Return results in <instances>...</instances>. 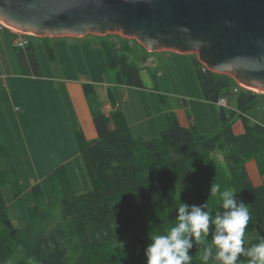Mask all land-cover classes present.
<instances>
[{
	"label": "trees",
	"instance_id": "trees-1",
	"mask_svg": "<svg viewBox=\"0 0 264 264\" xmlns=\"http://www.w3.org/2000/svg\"><path fill=\"white\" fill-rule=\"evenodd\" d=\"M27 36L22 45H15L16 59L22 74L39 76L42 70L33 49L34 35ZM95 36L114 83L143 87L140 62H146L151 52L137 54L128 40L117 44L106 35ZM41 37L49 58L54 59L49 37ZM191 62L205 100L217 102L233 92L237 83L230 75L207 68L194 53ZM148 73L156 81V71L148 68ZM82 88L90 98L97 131L91 140L75 131L91 183L89 191L75 194L65 167L57 166L48 174L53 200L44 201L40 185L33 184L30 222L15 226L1 188L8 185L17 197L20 186L8 151L0 143V264H146L149 234L163 233L174 225L181 202L207 201L209 208H219V199L209 195L212 182L220 183L222 190H234L247 203L249 246L264 237V184H253L245 169L246 161L255 158L264 173V125L246 115L264 93L245 88L235 92V108L219 107V128L210 135L200 133L193 123L182 126L159 94L167 124L159 136L145 140L132 136L110 90L112 107L103 110L93 85L84 82ZM237 119L243 124L241 133L232 129ZM214 151L221 152L224 166L212 156ZM126 233L132 240L130 247L99 251ZM201 253V246L191 250L192 264H202ZM241 264H247V258L242 257Z\"/></svg>",
	"mask_w": 264,
	"mask_h": 264
},
{
	"label": "crops",
	"instance_id": "crops-1",
	"mask_svg": "<svg viewBox=\"0 0 264 264\" xmlns=\"http://www.w3.org/2000/svg\"><path fill=\"white\" fill-rule=\"evenodd\" d=\"M0 31L3 32L0 34V44L6 51L11 45L15 49L18 40L24 43L28 37H15L9 28ZM51 39L57 56L51 63L42 61L41 75L22 74L12 51V58L5 59L7 68L0 65V143L8 151L19 186L25 185V180L27 190L35 183L44 186L48 174L63 165L73 192L79 194L89 191L91 183L75 131H82L88 140L97 136L90 98L85 95L82 83L93 85L103 110L104 105L112 107L110 90L121 107L133 137L147 140L159 136L167 124L165 111L155 91L114 83L94 34L51 36ZM187 55L157 50L149 53L142 65L147 73L148 68L161 65L173 88L179 86L187 90L186 97L182 96L180 102H174L171 109L182 126L193 123L200 133L210 135L219 128L220 105L203 98ZM163 59L165 62H162ZM149 76L148 73V84ZM228 105L225 98V108H235V104L231 107ZM246 115L264 125V121L256 116L248 112ZM238 121L240 119L232 125L235 133L243 131V124ZM245 169L253 184H264V173L259 170L255 158L246 161ZM24 193L25 187L20 195ZM4 199L8 210V201ZM8 213L13 222L14 217L9 210Z\"/></svg>",
	"mask_w": 264,
	"mask_h": 264
},
{
	"label": "water",
	"instance_id": "water-1",
	"mask_svg": "<svg viewBox=\"0 0 264 264\" xmlns=\"http://www.w3.org/2000/svg\"><path fill=\"white\" fill-rule=\"evenodd\" d=\"M0 22L36 36L119 33L148 51L194 53L264 93V0H0Z\"/></svg>",
	"mask_w": 264,
	"mask_h": 264
},
{
	"label": "clouds",
	"instance_id": "clouds-1",
	"mask_svg": "<svg viewBox=\"0 0 264 264\" xmlns=\"http://www.w3.org/2000/svg\"><path fill=\"white\" fill-rule=\"evenodd\" d=\"M236 194L212 182L209 195L219 199L218 209L209 208L207 201L198 205L181 202L175 224L163 233L149 234L146 264H192L190 252L195 246L202 248V264H241L242 257L247 264H264V237L249 246L250 211Z\"/></svg>",
	"mask_w": 264,
	"mask_h": 264
},
{
	"label": "rangeland",
	"instance_id": "rangeland-1",
	"mask_svg": "<svg viewBox=\"0 0 264 264\" xmlns=\"http://www.w3.org/2000/svg\"><path fill=\"white\" fill-rule=\"evenodd\" d=\"M5 27H7V26H5ZM7 28H9V27H7ZM9 29L12 30V32L15 34V37H22L23 38L24 36H27L26 33L17 31V30L12 29V28H9ZM2 33L3 32L0 31V34H2ZM88 35L92 36L93 34L92 35L88 34ZM95 35L98 36L100 34H95ZM104 35H106L105 38L115 39V42L117 44H121L122 42H124V40H128L127 41L128 46L129 45L132 46L135 49L133 52H135L137 54H142V53H144L145 50H147L136 38L125 37L119 33H106ZM3 36H7V35L3 34ZM34 36H36V35H34ZM65 36H67V35H65ZM48 37L49 38L47 39V41L49 42V44L51 45V47L53 49V53L55 56L54 59L49 58L47 51H46V48H45L44 39L41 36L32 37L33 49H34L36 58L40 64V66H42V61L47 60L49 63H51L53 60L56 59V56H57L55 47L53 45V40L51 39L50 36H48ZM76 40H78V39H76ZM11 51H12V53L16 54V51L12 45H11V47L9 46L8 51H6L5 48H3L0 44V65H2L4 69L7 68L5 59L7 57L12 58L10 55ZM150 52H154V51H150ZM187 54H188L187 56L191 62V54L192 53H187ZM131 57L136 58L134 56H131ZM162 62H165V59H163ZM140 64H142V62H140ZM191 66L193 69L192 62H191ZM152 69L155 70L157 73L156 81L152 77L149 76L150 83L148 84V81L146 78L148 73H147L146 69L144 68L141 70V78L143 80L144 86L141 88L136 87V89L147 88V89H151V90L155 91L157 93V96L159 98V102L162 105V107H164V104L161 102L159 94H162L165 97V99H166L165 103L168 105V107L173 106L174 102H180L182 96L186 97L185 93H187V90H184L183 88L180 89V88H178L179 86L177 88H173L171 83L169 82V77L167 76L166 72H164V68L161 65L155 66ZM193 75L196 79L194 69H193ZM196 82H197V79H196ZM197 84H198V82H197ZM198 86H199V84H198ZM244 88L249 89V90H253V89L248 88V87H244ZM253 91H255L256 93H261L257 90H253ZM236 96H237V93L232 92V91H230L229 93L224 95V97L226 98V100L229 104L228 107H231L230 105H234V104L236 106V101H237ZM124 101H125V97H124ZM247 112L249 113V115L256 116L260 120L264 121V98H261L257 102V104L255 106H253L252 108H250L249 110H247ZM238 122H240V121H238ZM156 137H154V138H156ZM148 139H153V138H148ZM212 156L215 158L217 163L224 166V160H223L221 152L214 151V152H212ZM26 181L27 180H25V185H23L25 187V193L22 195L19 194L20 196L19 195L17 196L18 197L17 200L14 199L15 197L12 195V189H10V187L4 186L2 188V194H3L4 198H6V201H8V210H9L11 216L14 217L13 218V224L15 226H22V225H25V224L30 222V214L28 211L29 210L28 207L34 202V195L31 191V188L29 190L26 189L27 188ZM46 182L47 183H45L44 186L40 185V184L39 185L41 188L43 200L46 202H50L53 199V197H52L53 193H52V190L50 188L49 181L46 180ZM23 186H20V191H22L24 189ZM131 245H132V240H131L130 234L126 233V234L118 237L117 239H115L110 244L105 245L99 251L102 253H107L112 248L130 247Z\"/></svg>",
	"mask_w": 264,
	"mask_h": 264
},
{
	"label": "built area",
	"instance_id": "built-area-1",
	"mask_svg": "<svg viewBox=\"0 0 264 264\" xmlns=\"http://www.w3.org/2000/svg\"><path fill=\"white\" fill-rule=\"evenodd\" d=\"M2 28H5V26H4L3 23L0 22V29H2ZM17 44H18V45H22L23 42H22L21 40H18V41H17ZM241 88H244V87H242V86H240V85L237 84V85L233 88V92H237V91H238L239 89H241ZM217 103H218L220 106H225V97H220V98L217 100ZM104 109H105V110H110L111 107H110L109 105H104Z\"/></svg>",
	"mask_w": 264,
	"mask_h": 264
},
{
	"label": "bare ground",
	"instance_id": "bare-ground-1",
	"mask_svg": "<svg viewBox=\"0 0 264 264\" xmlns=\"http://www.w3.org/2000/svg\"><path fill=\"white\" fill-rule=\"evenodd\" d=\"M253 90H256V89H254V88H252Z\"/></svg>",
	"mask_w": 264,
	"mask_h": 264
}]
</instances>
